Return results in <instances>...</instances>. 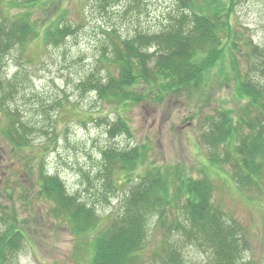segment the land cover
<instances>
[{"label":"rangeland","instance_id":"rangeland-1","mask_svg":"<svg viewBox=\"0 0 264 264\" xmlns=\"http://www.w3.org/2000/svg\"><path fill=\"white\" fill-rule=\"evenodd\" d=\"M7 10L24 11L5 7L2 13ZM231 12V27L260 51L249 58L243 54L241 66L261 81L264 0H240ZM31 13L36 24L58 22L53 29L67 26L71 35L47 44L32 41L0 55V234H7L3 231L13 226L24 237L17 248L4 250V262L90 264L94 237L120 213L132 182L152 168L162 173L177 171L181 177L205 179L211 184L212 203L240 240L239 262L264 264V174H256L258 191L235 160L227 157L232 147L213 144L204 134L205 140L199 139L203 117H212L220 109H236L232 83L220 77L219 66L200 89L189 86L179 92L171 88L161 94L159 86L149 85L155 80V67L149 63V83L135 85L127 93L128 101L118 104L116 99L106 103L83 84L91 73L103 85L108 72L117 76V67L110 64L111 41H116L113 34L131 37L159 30L177 13L176 1L47 0ZM152 50L148 54L152 55ZM225 59L230 61L228 54ZM256 59L259 62L255 64ZM162 84L157 79V85ZM115 124L126 126L128 132H120ZM10 126L21 128L22 136L12 137L5 131ZM246 132L241 130L240 136ZM135 147L143 148L145 161L141 154L144 162L131 173L112 165L109 182L115 177V189H107L100 173L102 152ZM41 176L58 178L63 191L87 207L93 206L101 221L91 230L76 233L68 221L53 215L55 203L44 194ZM183 206L181 199L166 208L164 226L155 217L150 220L138 264H163L167 243L179 250L185 264H214L212 249L200 241H184L174 228L169 234L170 222L176 218L182 221ZM5 240L1 241L6 244Z\"/></svg>","mask_w":264,"mask_h":264},{"label":"trees","instance_id":"trees-1","mask_svg":"<svg viewBox=\"0 0 264 264\" xmlns=\"http://www.w3.org/2000/svg\"><path fill=\"white\" fill-rule=\"evenodd\" d=\"M46 1L0 0V55L8 54L16 47L22 48L32 41L47 44L71 35L67 26L53 29L58 22L39 25L32 19L31 10L39 8ZM175 1L177 13L170 19L168 17V23L165 26L162 24L159 30L131 37L113 34L116 41H111L110 64L117 67V76L113 77L107 71V82L103 85L102 80L91 73L83 84L94 90L106 103L111 104L116 99L118 104L128 101L127 93L135 85L149 83V63L155 67L152 72L155 80L149 85H156L157 79H163L160 88L164 91L161 94L168 93L171 88L179 92L189 86L200 89V85L208 84V74L219 66L217 73L220 77H224L226 83H232L231 97L236 105H240L239 112L234 116L231 111L220 110L212 117L205 116L200 121L202 133L199 139L205 140L207 137L213 144L222 143L232 147L227 157L235 160L248 182L261 191L256 174H264V79L258 81L249 70L246 73L241 66L242 61L235 60L236 55L232 52V49L238 51L240 48L242 59L243 54L244 58L260 54L257 47H252L251 42L245 43L242 36L231 27V10L240 0ZM5 7H9L10 11H24L9 13L7 10L2 13ZM149 49L154 50L152 55L148 54ZM246 50L252 54L247 55ZM227 54L230 61L225 59ZM163 60L165 63L161 65ZM258 62L256 59L255 64ZM262 72L261 69V76ZM115 126L120 132H128L124 125ZM243 129L247 132L241 137ZM5 131L12 137L22 136L21 128L14 130V126H10ZM109 133H113V130ZM141 154L145 161L143 148L104 150L100 173L105 176L103 182L106 188L115 189V177L109 182L112 165L118 171L131 173L144 162ZM57 179L52 176L40 177L44 194L55 203L53 215L63 219L62 215L66 216V221L74 226L76 233L91 230L101 219L97 218L93 208L67 196ZM132 183L123 197L120 213L108 220L104 232L94 237L90 264H138V253L146 243L150 220L155 217L156 222L164 226L168 217L166 208L181 199L184 200L182 221L179 222L178 218L172 220L169 234L174 228L182 234L184 241L192 244L200 241L202 246L212 249L214 264H247L239 262V253L242 251L238 235H232L231 228L234 227L225 222L222 212L212 203L213 187L205 179L194 180L181 177L177 171L162 173L150 168ZM237 226L241 231L240 226ZM3 232L7 234H0V264H6L4 256L7 252L4 255V250L10 252L24 240L22 232L13 226H7ZM4 238L6 244L1 241ZM167 245L169 248L163 252V264H185L179 250L171 248L169 243Z\"/></svg>","mask_w":264,"mask_h":264}]
</instances>
